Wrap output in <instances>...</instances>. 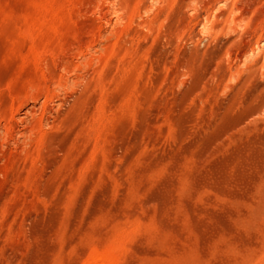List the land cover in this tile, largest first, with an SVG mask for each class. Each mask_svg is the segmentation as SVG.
Masks as SVG:
<instances>
[{
    "label": "rangeland",
    "instance_id": "374dc122",
    "mask_svg": "<svg viewBox=\"0 0 264 264\" xmlns=\"http://www.w3.org/2000/svg\"><path fill=\"white\" fill-rule=\"evenodd\" d=\"M0 264H264V0H0Z\"/></svg>",
    "mask_w": 264,
    "mask_h": 264
}]
</instances>
